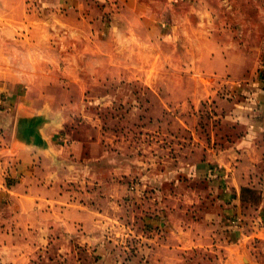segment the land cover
Instances as JSON below:
<instances>
[{"label": "rangeland", "instance_id": "374dc122", "mask_svg": "<svg viewBox=\"0 0 264 264\" xmlns=\"http://www.w3.org/2000/svg\"><path fill=\"white\" fill-rule=\"evenodd\" d=\"M143 1L153 17L147 39L130 44L117 37L94 42L68 35L62 43L84 55L58 56L59 67L52 56L46 85L0 87V116H8L0 117V163L5 165L0 166V264H226L230 252L224 246L234 241L235 232L219 215V168L199 166L209 153L205 146L217 145L220 131L232 128L223 118L228 109L223 101L234 94L232 88L202 94L195 72L189 71L184 40L175 47L177 39L160 38L175 24L187 27L191 5ZM209 1L214 29L227 28L233 36L242 32L243 48L251 52L264 28V0ZM95 2L97 8L87 12L98 13L102 23L111 26L123 15L122 0ZM54 40L60 46V39ZM117 47L112 64L101 51ZM24 92L35 101L33 108H53L52 118L61 124L53 134L59 150L79 146L81 166L61 187L67 198L63 208L70 209L50 208L44 217L51 225L44 230L33 226L32 202L20 201L13 165L4 163L12 116ZM244 197L259 200L252 191ZM81 211L84 221L77 222ZM246 244L244 263L264 264V244Z\"/></svg>", "mask_w": 264, "mask_h": 264}, {"label": "crops", "instance_id": "0c3cea01", "mask_svg": "<svg viewBox=\"0 0 264 264\" xmlns=\"http://www.w3.org/2000/svg\"><path fill=\"white\" fill-rule=\"evenodd\" d=\"M171 1L191 5L192 10L184 18L188 25L182 30L175 24L170 34L160 35V38L177 39L175 47L180 38L184 40L182 45L187 48L188 68L195 72L193 77L203 87L202 94L211 96L231 88L234 94L229 102L227 95L223 101L228 108L223 118L232 128L220 131L217 145L205 146L209 153L199 167L219 168L220 178L216 183L223 203L219 215L235 232L232 234L234 241L223 245L230 252L229 260L225 262L245 264L246 243L259 240L264 244V81L259 72L264 63V28L259 42L247 52L240 39L242 32L233 36L227 28L214 29L215 16L209 0ZM122 3L123 15L111 21L109 26L108 22L102 23L98 13L89 16L87 9L99 5L95 0H0V87L28 88L45 84L43 82L49 76L51 79L52 56L59 67L58 56L84 53L81 49L71 51L62 43L68 35L90 37L94 42H113L117 37L130 44L131 40L147 39L145 31L153 23L148 4L143 0H122ZM196 5L200 7L198 10ZM54 39H60V46H55ZM101 52L114 64L112 59L117 55L118 47ZM94 53L98 55L97 50ZM251 54L253 61L249 63ZM19 98L21 101L12 116L14 127L4 163L13 165L12 176L20 182L13 188L22 192L17 195L20 201L28 199L32 202L33 226L44 230L51 225L44 217L49 215L50 208L64 213L70 209L63 208L67 198L61 187L66 180L73 179L76 168L81 166L77 160L79 146L71 144L67 153L63 148L59 150L53 144L57 138L53 134L59 132L61 124L52 118L53 108L43 111L33 108L31 104L35 101L27 98L25 92ZM18 123L24 124V128ZM89 165L93 172L94 164ZM206 172L215 181L210 171ZM248 191L257 194L258 202L245 199ZM69 207H72L71 203ZM84 213L79 212L77 222L84 221ZM91 215L98 216L94 212ZM96 222L93 218L89 223L93 226ZM250 263L257 264L251 259Z\"/></svg>", "mask_w": 264, "mask_h": 264}, {"label": "built area", "instance_id": "2783aa9c", "mask_svg": "<svg viewBox=\"0 0 264 264\" xmlns=\"http://www.w3.org/2000/svg\"><path fill=\"white\" fill-rule=\"evenodd\" d=\"M260 73H261L262 79L264 80V63L261 66Z\"/></svg>", "mask_w": 264, "mask_h": 264}]
</instances>
